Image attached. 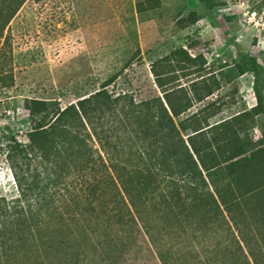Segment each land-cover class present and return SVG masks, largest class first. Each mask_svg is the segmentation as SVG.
Here are the masks:
<instances>
[{"label":"trees","instance_id":"16d2710c","mask_svg":"<svg viewBox=\"0 0 264 264\" xmlns=\"http://www.w3.org/2000/svg\"><path fill=\"white\" fill-rule=\"evenodd\" d=\"M28 1L0 0V75ZM160 67L163 97L111 92L115 75L65 108L32 101L38 159L22 156L12 199L0 196V264H137L144 253L154 264H264V148L217 126L192 132V97L167 89ZM235 69L253 75L252 112L264 116V70L254 57Z\"/></svg>","mask_w":264,"mask_h":264},{"label":"rangeland","instance_id":"374dc122","mask_svg":"<svg viewBox=\"0 0 264 264\" xmlns=\"http://www.w3.org/2000/svg\"><path fill=\"white\" fill-rule=\"evenodd\" d=\"M10 27L9 66L0 75V196L12 199L22 156L38 159L27 139L32 101L65 108L115 75L111 92L163 97L153 64L167 89L192 97L187 116L200 122L192 132L217 126L215 134L244 148H264V116L252 112L255 79L235 78L250 57L264 70V0H221L214 10L200 0H29ZM261 81L264 94V74Z\"/></svg>","mask_w":264,"mask_h":264}]
</instances>
